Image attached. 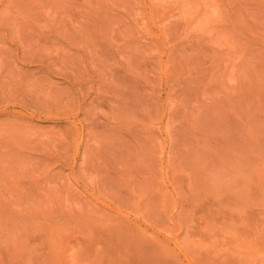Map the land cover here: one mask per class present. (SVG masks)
<instances>
[{
	"label": "rangeland",
	"instance_id": "374dc122",
	"mask_svg": "<svg viewBox=\"0 0 264 264\" xmlns=\"http://www.w3.org/2000/svg\"><path fill=\"white\" fill-rule=\"evenodd\" d=\"M0 264H264V0H0Z\"/></svg>",
	"mask_w": 264,
	"mask_h": 264
},
{
	"label": "bare ground",
	"instance_id": "6f19581e",
	"mask_svg": "<svg viewBox=\"0 0 264 264\" xmlns=\"http://www.w3.org/2000/svg\"><path fill=\"white\" fill-rule=\"evenodd\" d=\"M12 110H13V109H12ZM12 110H11V111H12Z\"/></svg>",
	"mask_w": 264,
	"mask_h": 264
}]
</instances>
